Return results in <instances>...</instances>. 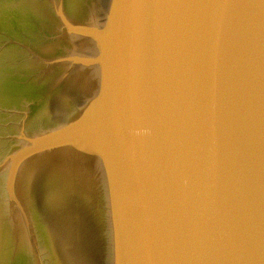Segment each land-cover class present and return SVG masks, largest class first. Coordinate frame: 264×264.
I'll use <instances>...</instances> for the list:
<instances>
[{"label": "water", "instance_id": "1", "mask_svg": "<svg viewBox=\"0 0 264 264\" xmlns=\"http://www.w3.org/2000/svg\"><path fill=\"white\" fill-rule=\"evenodd\" d=\"M0 264H264V0H0Z\"/></svg>", "mask_w": 264, "mask_h": 264}]
</instances>
